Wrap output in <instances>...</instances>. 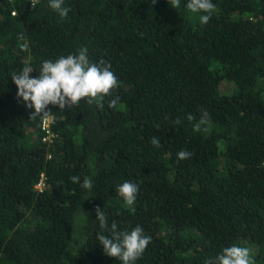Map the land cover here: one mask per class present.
<instances>
[{
	"label": "trees",
	"instance_id": "16d2710c",
	"mask_svg": "<svg viewBox=\"0 0 264 264\" xmlns=\"http://www.w3.org/2000/svg\"><path fill=\"white\" fill-rule=\"evenodd\" d=\"M49 2L0 0V264H123L99 244L97 206L109 229L151 236L133 264H205L233 244L264 264V0H212L206 25L188 0H64V19ZM81 48L118 86L30 119L11 74Z\"/></svg>",
	"mask_w": 264,
	"mask_h": 264
},
{
	"label": "clouds",
	"instance_id": "9594fccd",
	"mask_svg": "<svg viewBox=\"0 0 264 264\" xmlns=\"http://www.w3.org/2000/svg\"><path fill=\"white\" fill-rule=\"evenodd\" d=\"M152 2L155 3L156 0H152ZM169 3L173 8L180 6V0H169ZM31 4L35 8L36 0H32ZM49 7L58 12L61 19L66 18L71 10L64 6V0H50ZM215 7L212 0H188L186 4V8L192 13H205L200 16L202 25L209 22ZM18 38L24 40L23 33ZM20 47L22 50H27L29 46L27 43H23ZM87 52V48H81L78 53L69 54L66 57L61 56L55 61L44 60L39 74L35 77L29 75L34 71L30 65L23 67L19 73L11 74L12 81L17 87V97L22 99L27 108L34 109L30 114V119H46L51 114L50 110H46L50 104L64 110L78 106L84 98H87L88 104H93L97 100L103 101L105 96L111 95V90L118 86V78L110 70L111 65L105 64L103 61L91 62ZM118 101L119 97L112 99L108 106L114 108ZM205 117L206 114L202 113L199 121L194 124V131H200L201 126L208 123V119ZM187 119L194 121L196 117L189 114ZM175 123H180L179 118ZM155 127L158 129L159 125L157 124ZM51 139V134H47L45 142ZM150 142L153 146L160 147L158 137H152ZM191 155L192 153L186 150H181L177 154L181 160L188 159ZM70 179L73 183H79L81 178L73 176ZM45 180L46 178L43 177V183ZM81 186L91 190L93 187L91 177L85 176ZM116 192L123 198L125 206L131 207L136 201L139 188L136 183L126 180L117 186ZM132 210L134 211V208ZM95 212L96 220L99 221V227L102 230L97 235V239L103 246L104 254L119 258L123 264H133L151 243V236L146 235L139 225L130 231H118V226L113 221L109 229L108 218L103 209L97 206ZM106 231H110V236L104 234ZM205 264H254V260L250 256L248 247L233 244L224 247L222 252L215 257L207 259Z\"/></svg>",
	"mask_w": 264,
	"mask_h": 264
},
{
	"label": "built area",
	"instance_id": "2783aa9c",
	"mask_svg": "<svg viewBox=\"0 0 264 264\" xmlns=\"http://www.w3.org/2000/svg\"><path fill=\"white\" fill-rule=\"evenodd\" d=\"M9 1H11V2H15V1H18V0H9ZM29 1L32 2V0H29ZM44 129L49 131V121H48V120H45V121H44ZM47 134L50 135L49 132H47Z\"/></svg>",
	"mask_w": 264,
	"mask_h": 264
},
{
	"label": "rangeland",
	"instance_id": "374dc122",
	"mask_svg": "<svg viewBox=\"0 0 264 264\" xmlns=\"http://www.w3.org/2000/svg\"><path fill=\"white\" fill-rule=\"evenodd\" d=\"M49 121V120H48Z\"/></svg>",
	"mask_w": 264,
	"mask_h": 264
}]
</instances>
